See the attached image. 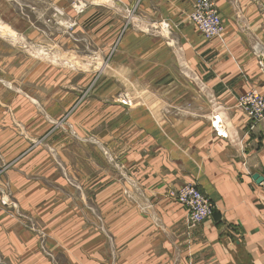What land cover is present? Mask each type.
<instances>
[{
	"label": "crops",
	"instance_id": "0c3cea01",
	"mask_svg": "<svg viewBox=\"0 0 264 264\" xmlns=\"http://www.w3.org/2000/svg\"><path fill=\"white\" fill-rule=\"evenodd\" d=\"M215 1L223 31L206 40L188 19L195 0H130L141 26L123 15L116 52L139 58L121 65L152 70L143 91L126 94L130 106L114 103L104 128L78 143L68 170L83 200L69 204L59 172L56 184L48 171L37 178L36 141L0 127V181L16 206L0 205V264H54L25 217L57 264H264V118L237 106L246 91L264 94V0ZM187 183L214 203L194 227L168 196Z\"/></svg>",
	"mask_w": 264,
	"mask_h": 264
},
{
	"label": "rangeland",
	"instance_id": "374dc122",
	"mask_svg": "<svg viewBox=\"0 0 264 264\" xmlns=\"http://www.w3.org/2000/svg\"><path fill=\"white\" fill-rule=\"evenodd\" d=\"M131 5L130 0H0V127L18 139L27 135L36 141L30 149L36 164L39 160L36 177L43 180L48 171L52 185L60 173L69 188V204L84 199L72 168L68 170L76 151L84 150L78 143L104 128L106 115L117 109L114 103L130 106L126 94L143 91L144 73L152 70L123 66V61L137 64L139 58L136 54L128 60L116 52L126 29L123 15L133 18L131 26L141 24ZM5 166L3 162L0 175ZM0 182V205L12 214L16 206L8 179ZM32 222L25 217V229L57 264L43 230Z\"/></svg>",
	"mask_w": 264,
	"mask_h": 264
},
{
	"label": "built area",
	"instance_id": "2783aa9c",
	"mask_svg": "<svg viewBox=\"0 0 264 264\" xmlns=\"http://www.w3.org/2000/svg\"><path fill=\"white\" fill-rule=\"evenodd\" d=\"M188 19L206 40L220 36L223 31L222 19L215 0H195ZM257 66L264 73V57L260 54L257 55ZM237 106L253 121L258 122L264 118V94L257 90L242 93L237 100ZM212 126L216 133L220 135L223 133L218 118L212 121ZM168 196L186 208L190 227L198 225L213 213V201L194 184H183L176 190L170 191Z\"/></svg>",
	"mask_w": 264,
	"mask_h": 264
},
{
	"label": "water",
	"instance_id": "95a60500",
	"mask_svg": "<svg viewBox=\"0 0 264 264\" xmlns=\"http://www.w3.org/2000/svg\"><path fill=\"white\" fill-rule=\"evenodd\" d=\"M254 178H257V179H258V181H260V180H261V177H258V175H254Z\"/></svg>",
	"mask_w": 264,
	"mask_h": 264
}]
</instances>
